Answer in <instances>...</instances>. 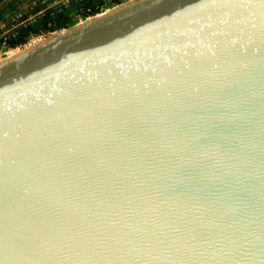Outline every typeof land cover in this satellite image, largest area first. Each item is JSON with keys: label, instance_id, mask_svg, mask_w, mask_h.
<instances>
[{"label": "water", "instance_id": "1", "mask_svg": "<svg viewBox=\"0 0 264 264\" xmlns=\"http://www.w3.org/2000/svg\"><path fill=\"white\" fill-rule=\"evenodd\" d=\"M54 33L0 62V264H264V0Z\"/></svg>", "mask_w": 264, "mask_h": 264}, {"label": "built area", "instance_id": "2", "mask_svg": "<svg viewBox=\"0 0 264 264\" xmlns=\"http://www.w3.org/2000/svg\"><path fill=\"white\" fill-rule=\"evenodd\" d=\"M73 0H28L24 9H17L13 13L0 19V59L8 55L11 50L25 47L31 41L44 38L58 31H51L54 25L53 18L65 12L72 4ZM82 20L81 15H77ZM45 22L46 28H42L39 34L31 32V29ZM30 31L24 43L18 42L13 46V42L18 40L22 33Z\"/></svg>", "mask_w": 264, "mask_h": 264}, {"label": "trees", "instance_id": "3", "mask_svg": "<svg viewBox=\"0 0 264 264\" xmlns=\"http://www.w3.org/2000/svg\"><path fill=\"white\" fill-rule=\"evenodd\" d=\"M2 1L4 0H0V2ZM125 1L128 0H73L71 6L65 12L59 13L53 18L54 25L52 28H49V30H60L77 23L79 21L77 17L78 14L81 15L82 19H85ZM11 8L14 9L15 4H12ZM45 25V22H42L32 28L31 32L39 34L42 28H46ZM29 32L30 31L28 30L23 32L22 36L13 42V46H15V43L18 42L24 43L26 41V37L29 35Z\"/></svg>", "mask_w": 264, "mask_h": 264}, {"label": "rangeland", "instance_id": "4", "mask_svg": "<svg viewBox=\"0 0 264 264\" xmlns=\"http://www.w3.org/2000/svg\"><path fill=\"white\" fill-rule=\"evenodd\" d=\"M21 1L22 0H4V1L0 2V19L6 17L7 15H9L11 13H13L17 9H24L23 7H25L26 3L25 2H21ZM25 1H28V0H25ZM12 4H15V8L14 9L11 8ZM51 35H49V36H51ZM49 36H46L44 38H48ZM25 47H22V48H25ZM22 48H20V49H22Z\"/></svg>", "mask_w": 264, "mask_h": 264}, {"label": "bare ground", "instance_id": "5", "mask_svg": "<svg viewBox=\"0 0 264 264\" xmlns=\"http://www.w3.org/2000/svg\"><path fill=\"white\" fill-rule=\"evenodd\" d=\"M52 36H55V33L52 34ZM45 40H47V39H45V38H38V39H36V40H34V41H31V42H30L25 48H22V49L19 48V49L11 50V51L8 53L7 58H11V57H13V56H15V55H17V54L23 52V51H25V50H27V49H29V48L35 46V45H38V44L44 42ZM3 60H4V58H3V59H0V62H2Z\"/></svg>", "mask_w": 264, "mask_h": 264}, {"label": "crops", "instance_id": "6", "mask_svg": "<svg viewBox=\"0 0 264 264\" xmlns=\"http://www.w3.org/2000/svg\"><path fill=\"white\" fill-rule=\"evenodd\" d=\"M24 1V0H23Z\"/></svg>", "mask_w": 264, "mask_h": 264}]
</instances>
